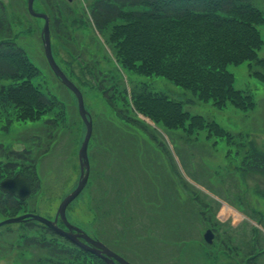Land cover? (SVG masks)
Masks as SVG:
<instances>
[{
  "label": "rangeland",
  "instance_id": "374dc122",
  "mask_svg": "<svg viewBox=\"0 0 264 264\" xmlns=\"http://www.w3.org/2000/svg\"><path fill=\"white\" fill-rule=\"evenodd\" d=\"M92 1H33L36 13H53L49 25L53 59L81 92L92 122L87 146L88 180L67 207V220L131 264H264V170H252L246 160L250 150L264 154V71L260 70L263 75L257 71L264 65V0H251L255 9L247 10V22L255 25L258 35L240 28L251 38L242 40H250L252 46L236 64L225 65L232 75L233 90L239 95L234 101L238 104L224 100L218 106L211 99H199L191 87L176 86L164 75H148L139 62L132 67L129 64L127 70L114 51L125 42L124 48L130 53L143 49L145 31H134L140 27L134 24L124 27L130 29L125 32L126 38L122 33L119 40H114L113 31L109 37L101 36L88 19ZM0 2L10 22L15 47L23 52L12 57L23 77L0 81V89H9L8 94L0 93V167L11 161L5 154L16 145L21 148L17 152L27 149L31 156L36 154L37 144L38 152L46 147L48 151L37 158L34 172L20 166L12 171L11 175H29L33 193L17 214L0 213V222L36 209L41 216L53 220L60 201L79 180L78 150L85 127L74 95L60 83L44 57V21L28 13L26 0ZM59 15L64 24L57 30L53 19ZM170 27L162 26L163 33L168 34ZM95 69L98 79L108 71L112 84H118L108 92L114 106L96 90L91 78L95 77L91 74ZM19 83L24 91L26 85L33 92H41L51 107H38L35 113L28 110L30 93L18 97L19 92H11ZM133 88L177 102L176 107L186 114L182 127H176L174 105L163 110L149 107L144 97L134 104L130 94ZM13 99L24 101L20 110L15 108ZM161 111L168 114V125L153 115ZM132 119L144 129H139ZM146 131L163 143L164 151L149 140ZM221 135H226L227 141L221 140ZM170 159L172 163L180 162L187 189L200 193L198 198L211 208L208 206L202 214L194 209L189 196L176 184L177 178L168 167ZM263 162L259 167L264 166ZM7 175L10 174H0V180ZM225 207L229 210L223 214L221 209ZM209 212L211 217L205 218ZM19 224L0 227V264H35L46 258L38 248L22 247L21 241L26 237L69 245L79 254L75 264H105L61 237L46 234L43 226L27 231L25 224ZM206 224L216 233L210 245L202 241ZM253 226L259 230H253ZM254 232L259 234L255 247L251 241Z\"/></svg>",
  "mask_w": 264,
  "mask_h": 264
},
{
  "label": "trees",
  "instance_id": "16d2710c",
  "mask_svg": "<svg viewBox=\"0 0 264 264\" xmlns=\"http://www.w3.org/2000/svg\"><path fill=\"white\" fill-rule=\"evenodd\" d=\"M252 9L255 8L251 0H95L89 9V15L95 30L101 36L107 37H109L108 33L113 31L114 40H119L122 33L126 38L125 32L130 29L124 27L128 25L138 24L140 27L134 31H145L143 36L146 41L143 43L145 44L143 49L130 53L124 48L127 45L125 42L124 45H117L120 49L114 51L119 54L117 59L127 70H129L127 68L129 64L132 67L134 62H139L148 71V75L153 73L164 75L176 86L191 87L195 93H198L199 99H211L213 104L218 106L224 100L234 102L239 97L233 90L232 75L225 70V65L227 63L236 64L241 60L248 47L252 46L250 40H242V37L251 38L245 36L241 27L248 28L252 33L258 35L257 30L254 29L255 25L247 22V19L250 18V12L247 10ZM49 17L51 19L53 13H50ZM63 24L60 15L53 19V26L57 30H60ZM162 26H171L170 32L163 33ZM131 35L137 36L135 33ZM110 49L112 50L111 47ZM22 53L19 48L15 47L10 22L6 19L4 6L0 2V81L16 80L23 77L21 68L15 60H12V57ZM254 66L256 68V62ZM260 70L264 71V65H261V69H257V71ZM261 71L260 74H262ZM91 74L95 76L91 78L103 99L105 98L111 106H114L113 96L108 92L112 90L111 86L115 88L118 84H112V79L108 78V71L100 74L101 79H98V69L91 70ZM106 82L108 83L105 85ZM24 88L25 91L22 90L23 86L20 84L11 92H19L18 97L23 96L24 93H30L31 100L29 105H26L28 110L35 113V109L37 110L38 107L40 110L51 107L50 100L41 92H37L36 89H33V92L26 85ZM135 88L130 93L134 104H136V99L144 97L143 101L149 107L157 106L163 110L167 105H174V115L177 118L176 127H182L186 114L181 111L180 107H176L177 102L172 101V103L161 96L156 97L149 92ZM3 92L8 94L9 89L3 86L0 93ZM19 100L16 102L13 99L15 108L20 110L24 101ZM116 112L119 111L116 110ZM143 112L153 118L152 115ZM153 115L162 124L166 122L168 125L166 112L161 111L153 113ZM148 118L154 122V118ZM132 120L134 124H138L136 126L139 129H144L139 122L135 119ZM46 123L49 124L50 121H46ZM145 135L161 151H164L163 143H158L153 134L146 131ZM52 141L53 139L50 143ZM26 154L27 152H23L14 154V156L21 163L29 160L34 162L35 159H30ZM13 167L12 164H8L5 169L11 170ZM201 206L205 207L203 203ZM19 209L20 204L15 199L8 195H0V212L15 214ZM33 227L34 225L31 223L26 224V228L30 231ZM21 244L22 247L38 248L45 253L46 258L36 260L35 264H75L74 262L78 261L79 254L77 255L75 250H72L69 245L64 246L56 241H38L35 237H26L21 241ZM83 264H93V262L89 261V263L84 262Z\"/></svg>",
  "mask_w": 264,
  "mask_h": 264
},
{
  "label": "water",
  "instance_id": "95a60500",
  "mask_svg": "<svg viewBox=\"0 0 264 264\" xmlns=\"http://www.w3.org/2000/svg\"><path fill=\"white\" fill-rule=\"evenodd\" d=\"M27 10L31 15L44 19L45 23H44L42 33H43L44 54H45L46 60L49 64L50 68L54 72V74L61 80L62 84L64 86H66L69 90H71L73 92V94L75 95V97L77 99L79 115H80L82 121L85 123V126H86V134H85L83 143H82L80 150H79V153H78L80 171H81L80 181H79L76 189L72 193H70L67 197H65L64 200L60 203L58 210H57L58 214L60 215L61 220L66 224L65 217H64L65 207L70 203L71 200H73L78 195V193L82 190V188L84 187L86 180H87L88 162H87V156H86V146H87V142L89 140L90 134H91V122L86 120V111L83 108V101H82V96H81L80 92L63 75V73L59 70V68L56 66V64L53 61V58H52L51 52H50V46H49L48 23H47V19H46L45 15L37 14V13L33 12L32 0H27ZM84 170H85V174L83 173ZM0 186L4 191L8 192L9 194L17 196L20 199H24L28 195V192H29V186L26 184L25 180L18 177V176H16L14 179L4 180L3 182H1ZM22 218L23 217H19V218H15V219H9V220H6V221L0 223V225L12 223V222H17V221L21 220ZM32 218L46 224L52 230H54L55 232H57L60 235H63L64 237L71 240L72 242L78 243L76 241V237H81L86 242L92 244L93 246H95L98 249V250L91 249L92 252L97 253V254H104L106 256V257H104V259L107 260L109 263H113L112 259H114V260L118 261L120 264H128L127 262H125L121 258H119L117 255H115L114 253H112L111 251L106 249L99 242L92 241L87 236L80 233L78 229H76V228H74L68 224H66L67 228L69 230L77 231V234L73 235V234H71V232L65 233V232L61 231L60 229H57L55 227L54 223H51V222L39 217L38 215H33ZM204 237L208 241L211 238L209 233H207ZM80 246H82V244H80ZM82 247H84V246H82Z\"/></svg>",
  "mask_w": 264,
  "mask_h": 264
}]
</instances>
